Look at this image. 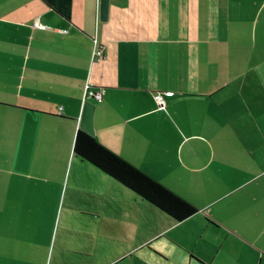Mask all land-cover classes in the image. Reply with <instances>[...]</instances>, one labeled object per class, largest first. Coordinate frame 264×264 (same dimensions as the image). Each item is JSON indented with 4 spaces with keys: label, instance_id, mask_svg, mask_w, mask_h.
Segmentation results:
<instances>
[{
    "label": "crops",
    "instance_id": "obj_1",
    "mask_svg": "<svg viewBox=\"0 0 264 264\" xmlns=\"http://www.w3.org/2000/svg\"><path fill=\"white\" fill-rule=\"evenodd\" d=\"M88 85L94 135L196 213L75 153ZM0 264H264V0H0Z\"/></svg>",
    "mask_w": 264,
    "mask_h": 264
},
{
    "label": "trees",
    "instance_id": "obj_2",
    "mask_svg": "<svg viewBox=\"0 0 264 264\" xmlns=\"http://www.w3.org/2000/svg\"><path fill=\"white\" fill-rule=\"evenodd\" d=\"M74 151L82 159L176 220H184L198 211L192 202L104 145L95 135L81 127L75 135Z\"/></svg>",
    "mask_w": 264,
    "mask_h": 264
},
{
    "label": "built area",
    "instance_id": "obj_3",
    "mask_svg": "<svg viewBox=\"0 0 264 264\" xmlns=\"http://www.w3.org/2000/svg\"><path fill=\"white\" fill-rule=\"evenodd\" d=\"M34 27L45 29V30H51L53 29L51 26L45 25L40 23L38 20L34 21L33 23ZM105 56V50L104 46L99 42L97 36L95 35L93 37V51H92V63L94 62H102L104 60ZM104 89H96L91 86H87L86 93L84 96V100L93 99L98 102L102 101L103 98ZM155 100L160 108H163L165 106V100L163 98V95L161 93L155 94Z\"/></svg>",
    "mask_w": 264,
    "mask_h": 264
},
{
    "label": "water",
    "instance_id": "obj_4",
    "mask_svg": "<svg viewBox=\"0 0 264 264\" xmlns=\"http://www.w3.org/2000/svg\"><path fill=\"white\" fill-rule=\"evenodd\" d=\"M108 14V0H100V17L106 19ZM95 103L91 99L86 100L83 106L80 127L88 133L94 135L93 117L95 111Z\"/></svg>",
    "mask_w": 264,
    "mask_h": 264
}]
</instances>
